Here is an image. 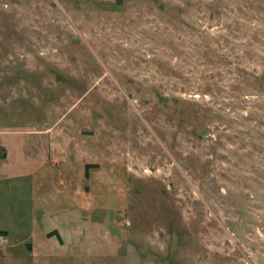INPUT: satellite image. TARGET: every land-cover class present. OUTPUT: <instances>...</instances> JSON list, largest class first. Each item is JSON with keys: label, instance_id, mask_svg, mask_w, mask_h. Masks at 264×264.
Segmentation results:
<instances>
[{"label": "rangeland", "instance_id": "obj_1", "mask_svg": "<svg viewBox=\"0 0 264 264\" xmlns=\"http://www.w3.org/2000/svg\"><path fill=\"white\" fill-rule=\"evenodd\" d=\"M0 230V264H264V0H0Z\"/></svg>", "mask_w": 264, "mask_h": 264}, {"label": "trees", "instance_id": "obj_2", "mask_svg": "<svg viewBox=\"0 0 264 264\" xmlns=\"http://www.w3.org/2000/svg\"><path fill=\"white\" fill-rule=\"evenodd\" d=\"M87 173H88V170H87ZM4 231H5V230H0V233H5Z\"/></svg>", "mask_w": 264, "mask_h": 264}]
</instances>
